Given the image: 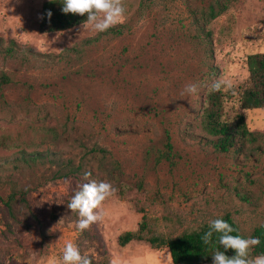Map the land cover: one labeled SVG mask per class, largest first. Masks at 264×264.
I'll return each instance as SVG.
<instances>
[{
	"label": "rangeland",
	"instance_id": "rangeland-1",
	"mask_svg": "<svg viewBox=\"0 0 264 264\" xmlns=\"http://www.w3.org/2000/svg\"><path fill=\"white\" fill-rule=\"evenodd\" d=\"M45 1L0 0V264H53L69 241L93 264H173L167 247L118 235L144 222L173 238L226 213L245 235L263 224L262 140L221 151L202 111L214 81L236 87L246 55L264 52V0H230L209 21L227 0H124L112 31L40 33ZM189 83L198 92L181 97ZM222 112L264 133V108L234 95ZM85 172L117 191L81 232L67 203Z\"/></svg>",
	"mask_w": 264,
	"mask_h": 264
},
{
	"label": "trees",
	"instance_id": "trees-1",
	"mask_svg": "<svg viewBox=\"0 0 264 264\" xmlns=\"http://www.w3.org/2000/svg\"><path fill=\"white\" fill-rule=\"evenodd\" d=\"M228 2H216L209 6V11L206 14V21L213 19L228 7ZM62 0H46L42 4L40 18L38 21V31L40 33L59 32L82 24L86 20V16L78 14H64L62 12ZM48 12H51V17H48ZM114 28H109L112 31ZM107 30V31H108ZM11 50L7 49L9 52ZM245 64L248 71V76L236 87L231 89L209 91L205 96L204 108L202 111V122L204 129L212 136H215L214 145L221 151H228L236 146L238 142L254 143L259 139L264 145V133L250 131L241 114L237 115V121L229 123L221 120L223 111V102L227 98H232L236 95L239 107L244 110L264 108V52L250 53L245 57ZM2 82H6L4 76ZM168 138V135H167ZM166 146L171 148V144L167 141ZM40 152L26 153L21 150L20 157L24 161H34L38 157H42ZM214 218H223L232 225L236 232L233 235H242L244 237H257L260 244L251 250V255L264 253V223L255 226L249 235L241 232L238 224L232 217L226 213ZM144 219V217H143ZM208 231V223H204L198 228L185 230L173 238H166L161 235L145 236L144 222L139 223L138 228L134 231H124L117 237L119 246H125L131 241H145L152 248H160L165 246L169 250L171 261L173 264H212V253L217 248L225 251L216 243L217 234L213 235V242L210 245L203 244L201 237ZM226 255H234L233 250L226 251Z\"/></svg>",
	"mask_w": 264,
	"mask_h": 264
},
{
	"label": "clouds",
	"instance_id": "clouds-1",
	"mask_svg": "<svg viewBox=\"0 0 264 264\" xmlns=\"http://www.w3.org/2000/svg\"><path fill=\"white\" fill-rule=\"evenodd\" d=\"M62 12L64 14H78L86 16L82 28H91L94 32H104L122 21L125 14L124 0H62ZM51 17V12H48ZM233 82L226 78L214 81L210 85L211 91H219L222 88L231 89ZM199 85L195 83L186 84L181 97L191 96L198 92ZM223 122V121H222ZM90 172H85L83 179L87 181L79 185L70 201L68 209L76 213L78 220L76 228L83 232L93 223L103 221L106 215L103 203L113 197L117 189L109 182L89 179ZM236 229L223 218H213L208 221V231L201 240L203 244L210 245L213 242V235L217 234L216 243L225 251L217 248L212 253V264H264V253L251 255V250L260 244L257 237H244L233 235ZM233 250L234 255H226L227 250ZM53 264H93V259L82 254L79 246L69 241L62 249V256L59 261ZM109 264H122L118 257H114Z\"/></svg>",
	"mask_w": 264,
	"mask_h": 264
}]
</instances>
